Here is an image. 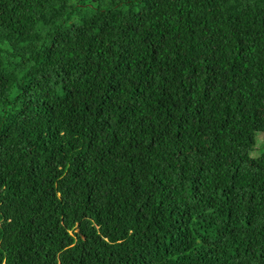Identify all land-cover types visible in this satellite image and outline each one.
<instances>
[{"label": "trees", "instance_id": "trees-1", "mask_svg": "<svg viewBox=\"0 0 264 264\" xmlns=\"http://www.w3.org/2000/svg\"><path fill=\"white\" fill-rule=\"evenodd\" d=\"M0 264H264V0H0Z\"/></svg>", "mask_w": 264, "mask_h": 264}, {"label": "rangeland", "instance_id": "rangeland-1", "mask_svg": "<svg viewBox=\"0 0 264 264\" xmlns=\"http://www.w3.org/2000/svg\"><path fill=\"white\" fill-rule=\"evenodd\" d=\"M262 139L263 138L261 136L258 137L257 146L260 145ZM258 154H259V151L257 149H255V150H253V151L250 152V156H252V157H256Z\"/></svg>", "mask_w": 264, "mask_h": 264}]
</instances>
